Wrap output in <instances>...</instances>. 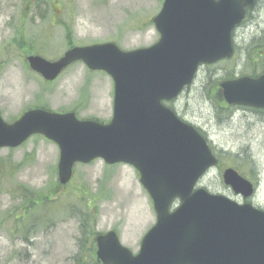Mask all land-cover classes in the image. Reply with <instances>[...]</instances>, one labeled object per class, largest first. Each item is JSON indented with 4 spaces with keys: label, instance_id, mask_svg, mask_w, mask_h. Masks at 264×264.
<instances>
[{
    "label": "rangeland",
    "instance_id": "374dc122",
    "mask_svg": "<svg viewBox=\"0 0 264 264\" xmlns=\"http://www.w3.org/2000/svg\"><path fill=\"white\" fill-rule=\"evenodd\" d=\"M258 1L256 20L252 13L235 31V55L203 64L193 84L166 104L202 131L221 159L199 185L245 202L222 177L225 168L235 167L256 184V194L247 200L264 209L263 115L244 107L222 108L211 96L230 75L264 72V59L256 61V53L249 59L246 50L264 32V0ZM163 2L0 0V114L12 122L25 110L40 107L110 121L114 81L108 73L78 62L47 82L29 67L27 57L56 60L71 47L107 42L125 51L149 47L160 38L153 18ZM59 155L58 145L43 135L0 149V264L94 263L96 236L111 230L138 253L157 218L139 172L129 164L97 159L77 164L72 181L61 185ZM33 192L49 199L22 220Z\"/></svg>",
    "mask_w": 264,
    "mask_h": 264
},
{
    "label": "water",
    "instance_id": "95a60500",
    "mask_svg": "<svg viewBox=\"0 0 264 264\" xmlns=\"http://www.w3.org/2000/svg\"><path fill=\"white\" fill-rule=\"evenodd\" d=\"M256 1L164 0L153 19L160 39L149 47L125 51L107 42L74 46L56 60L27 57L30 68L48 81L79 61L113 78V117L107 123L40 107L11 123L0 115V149L19 147L33 135L59 146L63 185L77 163L97 158L138 170L157 221L138 254L114 230L98 235L96 254L103 264H264V210L197 187L219 160L199 130L163 103L193 82L201 63L234 54L233 32ZM220 86L229 104L264 108V73ZM223 178L244 198L255 192L232 167Z\"/></svg>",
    "mask_w": 264,
    "mask_h": 264
},
{
    "label": "flooded vegetation",
    "instance_id": "af4514ba",
    "mask_svg": "<svg viewBox=\"0 0 264 264\" xmlns=\"http://www.w3.org/2000/svg\"><path fill=\"white\" fill-rule=\"evenodd\" d=\"M259 1H257V3H258ZM252 13H254V16H255V20H256V3L254 4V7H252V8H247V12H246V17H245V19L243 20V22L237 27L238 29L240 28V27H242L245 23H247L248 22V19H249V16L252 14ZM254 20V21H255ZM252 45L251 46H249L246 50H247V55H248V58L249 59H252L253 58V55L256 53V54H259V53H261V50L260 49H258L257 48V50H256V37H255V39L252 41V43H251ZM235 55V54H234ZM257 59L258 58H256V61H257ZM260 74H256V73H253L252 72V75H249V76H252V77H257V76H259ZM244 76V75H243ZM220 105V107H222V108H227V107H231V108H242L243 106H229L228 104H225V103H223V104H219ZM244 108H248V107H244ZM174 109V108H173ZM248 109H251L252 111H255L256 110V112H258V113H260L261 115H263V122L262 123H264V109H261V108H248ZM175 110V109H174ZM176 111V110H175ZM202 132V131H201ZM203 133V132H202ZM204 134V133H203ZM205 135V134H204ZM94 250V249H93ZM94 256H95V263L94 264H102V262H101V260H99V259H97V257H96V254H94Z\"/></svg>",
    "mask_w": 264,
    "mask_h": 264
},
{
    "label": "trees",
    "instance_id": "16d2710c",
    "mask_svg": "<svg viewBox=\"0 0 264 264\" xmlns=\"http://www.w3.org/2000/svg\"><path fill=\"white\" fill-rule=\"evenodd\" d=\"M256 44H258L257 47H259V49L261 50V53L258 54V59L260 58L261 60H263L264 59V32L261 35V37L256 40ZM231 77H233V75L228 76V78H231ZM48 199L49 198L47 195L41 196L40 193L33 192V195L31 196L29 201H26L24 204L23 215L21 217L23 218L22 220H24L27 217L30 211H33L37 208V204H39L40 201L46 204ZM87 264H93V263L87 262Z\"/></svg>",
    "mask_w": 264,
    "mask_h": 264
}]
</instances>
